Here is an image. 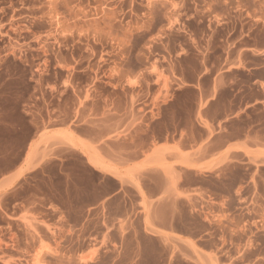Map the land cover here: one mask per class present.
Here are the masks:
<instances>
[{
  "label": "rangeland",
  "instance_id": "1",
  "mask_svg": "<svg viewBox=\"0 0 264 264\" xmlns=\"http://www.w3.org/2000/svg\"><path fill=\"white\" fill-rule=\"evenodd\" d=\"M254 83H264V0H0V122L24 125L9 140L0 131V172L49 128L92 139L97 130L118 151L182 132L186 148L204 136L196 118L207 126L188 86L219 97L207 113L214 119L229 112V87L237 104L259 99ZM254 124L264 142V112L255 107L206 153ZM65 158L0 195V264H134L132 242L110 245L112 232L89 210L113 183L97 188L77 155ZM195 183L209 201L197 229L250 226L257 244L239 253L245 235L233 232L232 261L264 264V149L185 174V187Z\"/></svg>",
  "mask_w": 264,
  "mask_h": 264
},
{
  "label": "crops",
  "instance_id": "2",
  "mask_svg": "<svg viewBox=\"0 0 264 264\" xmlns=\"http://www.w3.org/2000/svg\"><path fill=\"white\" fill-rule=\"evenodd\" d=\"M253 87L261 94L260 98L240 104L235 101L238 91L229 87L226 105L229 112L210 119L207 113L215 107L219 97L208 99L198 86H188L199 93L195 105L200 106V119L207 126L196 118V126L203 130L204 136L200 142L186 148L182 132H176L172 140L165 137L127 151H118L114 142H105L103 134L98 135L97 130L95 139L77 134L76 130H70L74 133L71 135L65 127L49 128L41 135L37 133L21 150L20 159L10 169L0 172V195L42 164L64 165L65 155L73 153L97 178V188L103 187L105 181L113 183L112 193L89 210L96 209V218L104 231L112 232V240L108 237L110 245L116 241L123 247L126 242H132L137 253L134 264H263L260 258L250 263L243 259L238 263L232 261L228 246L232 244L233 232L245 235L239 253L249 242L257 244L256 238L248 235L252 231L250 226L231 228L224 222L216 227L208 225L209 229L204 231L197 229L194 223L203 217L209 201L198 192L196 183L184 186L185 174L197 177L227 162H242L247 154L257 155L264 149V142L259 139L263 128L254 124L245 128L240 137L229 138L218 149L206 153L211 140L221 135L229 136V126L247 111L259 107L264 112V83H254ZM213 88L221 89L216 78ZM23 126L0 122V131L9 140L21 133ZM132 143L125 142L128 146ZM3 160L4 157L0 158ZM185 217L191 219L192 226L185 225Z\"/></svg>",
  "mask_w": 264,
  "mask_h": 264
}]
</instances>
